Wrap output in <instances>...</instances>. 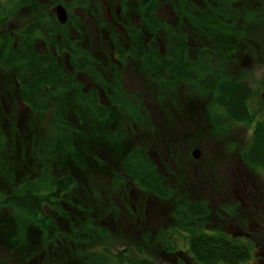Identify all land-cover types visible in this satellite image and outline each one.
<instances>
[{"label":"trees","instance_id":"1","mask_svg":"<svg viewBox=\"0 0 264 264\" xmlns=\"http://www.w3.org/2000/svg\"><path fill=\"white\" fill-rule=\"evenodd\" d=\"M13 1L15 7L21 4L19 0ZM168 1L173 4V0ZM136 2L135 14L141 16L143 20L141 25L146 26L147 29L149 39L147 46L158 47L157 36H161L159 35L161 23L158 22L156 15L159 6L166 0H136ZM172 6L180 16L192 18L189 24H193L194 30L198 33L200 31L201 35L194 38L193 43L189 45L188 39L185 38L187 32L183 29V22L163 23L166 33L162 41L165 48L193 46L192 48L196 47L195 53L192 54L194 56L192 59L187 60L186 52L169 51L165 53L168 58L159 60L155 59L158 54L156 51L149 52L146 58H140L139 51L132 52L143 61L142 65L147 69L150 78L166 69L164 78L171 79L173 74L172 79L177 77L184 81L191 80L194 84L204 74L210 72L213 65L210 61V53L216 50L223 59L227 58L226 63L249 39L245 32L241 34L243 29L252 24L254 18L244 19L246 24L240 26L241 30H237L240 27L235 26L234 21L225 22V16L220 19L227 7L224 0H211L204 8L184 6L181 3ZM192 9L195 12L191 11ZM1 14L6 16L10 12L2 11ZM126 31L139 32L140 27L130 22ZM0 37L5 35L0 32ZM141 38V35H132L134 42L128 47L133 48L134 51L135 48L145 47L141 46L140 42L138 46L135 45ZM200 39L204 41L201 42ZM1 42L0 63L15 67L16 73L21 72L19 84L23 90V99L20 95L22 100L14 101L12 104H10L12 100H6V103L0 100V264H47L50 259L57 260L54 257L62 258L61 251L65 249L64 246L74 243L75 240L76 243L84 245V253L94 254L93 250L100 244L104 256L107 257L106 261L109 260L113 264H166L158 258L152 259L142 254L139 250L136 255L131 254L129 249L126 250L127 248L117 251L116 255L111 254L106 244L113 246L122 235L119 234V230L117 233L111 231L109 224L104 222L107 214L112 213V208L106 205L102 186L92 181L94 173L85 170L90 166V159L94 157L99 163L98 169L100 168L101 174L105 171L108 173L106 161L94 154L97 151V141L101 140L109 144L115 156L123 153L124 147L120 144V137L130 135L126 131L128 126L139 130L144 117H147L143 101L108 100L106 105L102 106V101L88 99L95 95V90L84 91L83 82L74 81V77L71 78V71L65 73L50 51L42 54L30 53L35 55L32 56L26 51H15L8 45V41ZM197 48H201L202 52H197ZM68 49L69 56L73 58L71 68L74 72L77 70L87 74V71L94 72L90 62H77L79 54L73 46H68ZM31 50L34 51L32 48ZM188 61L192 69L186 71ZM217 82H219L216 85L217 100L209 105L213 113L210 117L224 119L227 125L218 123V126L213 125V128L224 130L233 122L253 123L250 141L242 149L240 157L248 169H260L264 172V122L258 120L249 107V100H252L253 96L249 81L246 78L235 79L223 76ZM161 83L164 85L167 81L160 80L159 84ZM70 92L73 93L72 100H69ZM64 100L75 102L79 110L78 114L69 113L73 115L71 122H65L66 112L62 113L66 111L64 107L69 105ZM17 102L31 113L39 114V118L29 115L22 120L14 116L5 124L7 128H2L1 121L5 120L7 114L2 106L6 108L10 104V107L17 105ZM215 103L221 105V111H218L219 107H217L215 110L217 112L214 113ZM50 111L53 112L52 117L44 119ZM11 112H14L12 107ZM17 120H20L25 127L21 128ZM48 122L52 123L49 127L53 125L56 127L52 132L43 130L42 125ZM101 122L105 128L100 125ZM133 149L134 151L128 152L122 159L124 174L113 175L112 190L126 195L129 181L127 178H130L136 181L141 189L164 198L167 193L165 189L159 188L158 174L152 160L147 158L142 150ZM84 180H89L88 187L84 191V196L92 204L88 208L79 204L78 188ZM189 204L179 210L178 218L183 221L181 223H184L185 219L186 223L191 221L186 226L189 227L188 252L192 260L190 259L191 263L182 260L178 263L264 264V230L254 231L249 239L233 237L219 228L204 232L202 230L206 223L204 215H207V212H204L205 204ZM129 208L128 205L127 211ZM223 209L228 215L226 220L228 222L232 215L239 220H244L248 215L244 208L240 209L234 203L223 205ZM197 218H201V221H197L194 225L193 221ZM119 226L121 227L120 224ZM172 234L174 237L177 231H173ZM26 237L32 247L23 254L25 248L30 246ZM147 243L152 245L150 241ZM175 245L177 244H173ZM175 250H177L176 246L171 252ZM70 254H72L71 250L66 256L73 257L77 264H81ZM87 261L88 264H95L91 260Z\"/></svg>","mask_w":264,"mask_h":264},{"label":"rangeland","instance_id":"2","mask_svg":"<svg viewBox=\"0 0 264 264\" xmlns=\"http://www.w3.org/2000/svg\"><path fill=\"white\" fill-rule=\"evenodd\" d=\"M210 1L211 0H203V2L197 6L204 8L207 6V2L209 4ZM73 8L74 9L71 12H75L76 16H84L90 19V14H100L102 17L106 18L113 17L116 22H118V17L121 15L118 10L121 9L123 15L125 13V4L122 2L119 3L116 0H82L78 7ZM95 8H98V12H95ZM70 9H72V7H70ZM21 14L23 16L26 15L23 10L21 11ZM234 15L235 14L226 7L225 13L221 17L228 16V18L233 19L235 21V26L240 27L246 24L241 20L236 22ZM9 19V22L7 23H0V30L8 28L12 32L15 28H20L23 24V18H21L19 14H16ZM117 27L118 28L115 29V32L117 34L123 33V25L122 28L120 26ZM196 28L201 30L198 26H196ZM75 29L79 32L82 30L76 26ZM237 30H241V27ZM244 32L248 35L249 39L246 40L245 45H240L241 49L239 52L231 56V58L228 59V62L225 63L227 58L223 59L220 54H217V51L214 50L213 53L209 54L210 61L213 64L211 65L212 68L210 72L204 74L194 84L190 81L183 82L177 80V77L172 79L173 74L171 75V79L164 78L165 73H167L165 72L167 71L166 69L159 71L155 74V77L152 76L150 78L147 69L145 68L146 73L142 68L143 61L140 60L137 55H132L134 64L132 62L130 66L137 70L136 74L138 78L136 82H138V86L136 87V90L133 88H127V91L119 92L115 90L113 93L116 94L114 97H118L116 100H125L124 95L131 96L127 100L138 101L141 99L143 101V106L146 109L147 117H144L139 130L136 128L134 129V127L131 129L129 126L126 128V131L130 135H125L124 138L120 137V144L124 147L122 150L123 153L120 155L116 154L115 156L112 148L109 144L107 145L106 142H101V140L97 141V151L94 152V154H97L99 158H103L106 161L109 168L108 173L105 171L101 174L100 168L98 169L99 163L94 157L90 159L89 167L92 169L89 167L85 169L86 171L89 170L90 173L91 171L94 173L92 181L100 187L102 186V194L106 201V205L112 208V213L107 214L104 218V222L109 224L111 231L117 233L119 230V234L122 235V237L119 236V240L114 243L113 246L106 244L112 255L119 250L127 248L126 250L129 249L131 254L136 255L139 250L142 254L150 256L152 259L158 258V260H161L166 264H173L174 262H176L174 264H180L177 263V261H174L171 257H169L171 258L170 260H167L165 256L167 253L171 252V249L175 246L178 250H185L188 252V238L190 234L188 231L189 227L186 225L191 223V221L186 223L187 220L185 219V222L181 223L183 221L178 218V212L181 208L190 205L189 203H199V205L205 204L206 210L204 212H207L205 219L207 223L206 228H219L226 232L228 229L233 233L237 229V223L234 220L233 215L231 219H228L229 222L221 221L222 218H220L219 214H217V217L210 215L212 213H220L222 208L218 207H222L224 203L222 202L220 206L215 204L219 202V198L218 196H215L216 192L214 191H217L220 194L225 191L229 192V190L232 189L231 185L235 181V176L238 175V173L244 178V182H246V176H252L256 179V182L264 185L263 171L260 169L250 170L247 166L240 164L241 151L245 148L248 141H250L254 127L253 123L233 122L229 123V126L224 130H216L215 127L213 128V125H216L217 127L218 123H223L224 125L227 124L224 122V119L220 120L218 117L212 119L210 117L213 113L210 110L209 105L214 100H217L215 97L217 94L216 85L219 83L217 81L221 80L223 76H229L230 78L235 79L246 78L249 81L250 87L253 91L252 100H249V107L251 111L256 114L257 119L264 122V102L262 100V92L264 89V8L259 9V12L254 16L252 24L243 29L241 35H243ZM58 33L65 32L58 31ZM73 35L77 34L73 33ZM146 35L147 34H141L142 38L138 39L135 45L138 46L140 42L141 46H145L143 44L144 41H147L148 44L149 39ZM161 36V38H157L159 41L157 43L159 44L158 47L163 48L164 42L162 41V38H165V35L161 34ZM121 38L122 39H117L116 37L114 40L115 45L118 47L123 48L125 46H130V44L134 42L133 39L129 40L126 36ZM200 40L201 42L204 41V39ZM112 42L113 40L111 39V46H113ZM82 46L84 53L78 52L79 58L77 59V62H90L91 67L105 75V73L99 69H105L106 71L107 69H110L105 63H102L105 62L103 60L105 55L103 56L102 52L107 54V48L110 46L106 42V38H97L90 45L85 44ZM3 48H5V46ZM195 48L196 47H194V49ZM196 51L202 52L201 48H197ZM62 58H67L68 67L73 64V58L70 57L69 54L65 56L63 55ZM87 72L88 74L81 73L83 76L87 75L81 78L83 80L84 91L93 89L92 87L97 84V79H95L94 73ZM15 76V67L5 66L0 63V95H3L1 96L3 103H6V100H12L10 102V104H12L14 101L16 102L18 99L20 100L22 98L23 90L17 80H15ZM154 78L156 80H154ZM106 79L111 82L110 78ZM160 80H166L167 83L164 85L163 83L159 84ZM202 83L207 84L204 85ZM140 92L142 93L141 96H139ZM72 94L73 93L70 92L68 96ZM20 95L21 98L19 97ZM66 101L67 100H64V102ZM99 101H102L101 104L103 106L106 105L108 100L102 99ZM67 102L69 105L64 107V110L66 111H63L62 113L66 112L64 114L65 122H71V116L73 117V115H70L69 113L73 112L78 114L79 110L77 109L75 102ZM9 105H7L6 108L2 106L5 113H7L5 115V120L1 121L2 128H7L5 124H7L8 120L12 119L14 116H17L22 120L29 115H33L36 119L39 118V114H34L33 112L32 114L29 109L20 105L19 102H17V105H12L10 107ZM220 106H218L217 103L213 105L214 113L217 112L215 111L217 107H219L218 111H221ZM11 107L14 112H11ZM52 113L53 112L51 111L48 112L44 119H50ZM17 121L21 128L25 127L20 120ZM49 124L52 123L48 122L46 125L43 124V130L52 132L56 127L54 125L53 127H49ZM100 125L104 126L102 122ZM178 135H181L180 139H183L184 143L191 144L192 142L200 141L202 144L196 173L200 180L199 183L203 184L204 182V185H206L207 195H204L196 185L191 184L193 182L189 178V175L192 176V172L185 175L186 183L182 182V180L180 181L181 184H178V182L173 183L167 179L164 184L159 186L160 189L166 190L167 195L164 197L166 199L160 198L161 195H156L141 189L137 186L136 181L127 177L126 178L129 179V181L126 188V195L115 193L112 190L111 180L113 175L124 174L122 159L128 152L134 151L133 148H138L137 150H142L147 158L155 161L158 147L163 145L164 152L166 153L168 151L166 146L171 147L177 144L176 139ZM43 136L47 135L43 134ZM163 164L167 171L166 163L164 162ZM154 166L156 167L158 165L155 163ZM177 168H179L178 164ZM88 181L89 180L82 181L78 188L80 196L79 204L84 208L92 206L84 196V191L88 187ZM239 195L241 196V199L245 201L244 196L241 194ZM231 200L232 198L229 197L225 205L230 203ZM128 205L130 206L129 211H127ZM146 205L150 206V209H148V219V216L145 215ZM236 205L238 206L239 204ZM152 215H154V218ZM242 216L244 217V213H242ZM210 217L211 219H209ZM232 223L234 225L229 229L228 225L230 226ZM154 225L157 230L155 229L156 231L148 232L149 228ZM173 227L177 228L176 237H180L176 242L173 239ZM181 235L183 236L181 237ZM26 238L27 243H30V246L25 248L23 254H26L29 248L32 247L30 240L28 237ZM148 241L152 244L151 246L147 243ZM173 244L177 245L173 246ZM64 247L65 249L61 251V256L63 257H54V259L57 260L50 259L47 264H55L56 262H59L60 264H77L73 257L66 256V254L69 253V250L72 252L70 255L76 257L81 264L84 262L88 264L87 260H91L95 264H113L109 260L106 261L105 258L107 257L104 256L103 248L100 244H98L97 248L93 250L94 254L84 253V245L76 243V240L74 243L65 245ZM96 252H98L97 255L95 254Z\"/></svg>","mask_w":264,"mask_h":264},{"label":"flooded vegetation","instance_id":"3","mask_svg":"<svg viewBox=\"0 0 264 264\" xmlns=\"http://www.w3.org/2000/svg\"><path fill=\"white\" fill-rule=\"evenodd\" d=\"M19 1L21 2V4H17V6L15 7L13 0H0V12H10V14L6 16L0 13V21L6 18L4 22L7 23L10 20L9 18L13 17L16 14H19V16L23 18V24L20 26L21 29L15 28L12 32L8 28H3L0 30V32L5 35V37H0V43H2L1 41H6V43L8 41V45L12 46L15 51H26V53L28 54H42L50 51L59 61L58 63L60 67L62 66L65 73L71 71V78L74 77V81L83 82L81 78L85 75H81L82 71L80 70L74 72L71 68L72 66L68 67L67 58H62L63 55L65 56L70 52L68 46H73L78 52L84 53L82 45H90L97 38H106V42L110 46L107 48V54L102 52V55H105V57H103V60L105 62L102 63H105V65L110 69H107V71L105 69H99L100 71L105 73V75L94 69L93 73L95 75V79H97V84H95V86H93L92 88L95 90V95L92 97H88V99L116 100V98L118 97H114V95H116L115 93H113L115 90L119 92L125 90L127 91V88H133L134 90H136V87L138 86V82H136L138 76L136 74V68L134 69L132 66H130L133 62L132 52L139 51L140 58H146L149 55V52L156 51L158 54L155 59L159 60L168 58L165 56V53L169 51H184L187 54V60H190L194 57L192 56V54L195 53V49L192 48L193 46L175 48H150L149 46H147V41H144L143 43L145 47L135 48V51L133 50V48L128 46H125L123 48L116 46L114 41L116 37L117 39H122L121 37L126 36L129 40H131L132 35L147 34L146 26L141 25V22H143L141 16L135 14V6L137 5L136 0H116L119 3L122 2L123 4H125L124 15L121 13V9L118 10L119 14H121L118 17V22L114 21L113 17L106 18L102 17V15L100 14H90V19L84 16H76L75 12L71 11L74 9L73 7H78L79 3L82 2V0ZM202 2L203 0H173L172 5H178L181 3L184 6H197ZM224 4L227 5V8H231V12L235 14L234 19L236 20V22H239V20L244 22V19H247L248 17L254 18L256 13L259 12V9L264 8V0H224ZM172 5L168 0H166L165 3L159 6L158 13L156 15L158 22L161 23L159 35H165L166 33L163 23L183 22V29L187 32L185 38L188 39V44L191 45L194 41V38L200 37L201 33L200 31L198 33L194 30L192 26L193 24H189V21H191L192 18L180 16L174 11ZM70 7H72V9H70ZM60 8H62V10H59ZM22 10L26 13L25 16L21 14ZM58 10L65 13L64 22L60 21V14ZM191 11L195 12V10L193 9ZM95 12H98V8H95ZM220 18L223 19V17ZM224 18L226 19L225 22L234 21L233 19L228 18V16H225ZM130 22H133L134 25L139 26L140 31L135 33L126 31V28L130 26ZM122 25L124 27L123 33L117 34L115 32V29L118 28L117 26H120L122 28ZM75 26L81 28V32L77 31L75 29ZM58 31H63L65 33H58ZM73 33L77 35H73ZM159 37L161 38L162 36H157V38ZM111 39L113 40V46H111ZM58 44L60 46H58ZM31 48L34 51H32ZM33 54L30 55L35 56ZM189 63L190 62L188 61L186 71L192 69ZM142 68L146 72V69L143 66ZM20 75L21 72L19 71L15 76V80H17L18 83L20 82ZM106 78H110L111 82ZM177 80H181L183 82L188 81H184L182 80V78H178ZM189 81L192 82L191 80ZM141 95L142 93L140 92L139 96ZM124 96L125 100L131 97L126 95ZM72 98L74 97L70 95L69 100H72ZM180 136L181 135H178L176 139V145H173L171 147L166 146L168 150L166 153L164 152L163 145L161 147H158V150L156 151V160L152 162L158 165L155 167L156 173L158 174V184L159 186L164 184L167 179L173 183L178 182V184H181V180L182 182L186 183L185 175L192 172L193 175H189V178L193 182L191 184L196 185L204 195H207L206 185H204V182L203 184L199 183L200 180L198 179V175L196 173L199 158H197L198 160H196V158L193 156V153L196 150H198V153L200 154L202 144L200 141L192 142L191 144L184 143V140L180 139ZM164 162L167 165V171L163 164ZM177 164L179 168H177ZM240 164L245 166L241 160ZM231 188L232 189L229 190L230 193L225 191L221 192L220 194L217 191H214L216 192L215 196H218L219 198V202L215 204H217V206H220L221 203L224 202L223 205H225L228 198L230 197L232 198L230 203H239L238 208H246L248 215L244 220H239L234 217V220L237 223V229L233 233H231L228 229L227 232L223 231L222 229L221 230L224 233H230L233 237L249 239L254 231L264 230V185L256 182V179L252 176H246V182H244V178L240 176V173H238V175L235 176V181L232 183ZM239 194L244 196L245 201L241 199V196ZM146 206L147 207L145 215L148 216V209H150V206ZM220 208H222V210H220V213H212L210 215L217 217V214H219L220 218H222L221 221L227 222V213L223 209V206ZM152 217L154 218V215H152ZM204 217L206 219V215H204ZM148 218L149 216L147 217V219ZM209 219H211V217ZM197 221L200 222L201 218H197L196 220H194L193 224L196 225ZM206 225L207 223H204V228L202 227V230H204V232L209 231L208 228H206ZM233 225V223L230 224V226L228 225L229 229H231ZM155 227V225L150 227L149 231H156L157 229ZM197 227L200 226L197 225ZM172 229L174 232L177 231V228L175 227H173ZM182 236L183 235H181V237ZM173 239L176 242V240L178 241L180 237H176L175 235ZM169 257L173 258L174 261H177V263L180 262V260L185 261V263H191L190 259L192 260L189 252H186L185 250H178V248L175 251L167 253L165 258L167 260H170L171 258Z\"/></svg>","mask_w":264,"mask_h":264},{"label":"water","instance_id":"4","mask_svg":"<svg viewBox=\"0 0 264 264\" xmlns=\"http://www.w3.org/2000/svg\"><path fill=\"white\" fill-rule=\"evenodd\" d=\"M59 10H62V8H60ZM58 10V11H59ZM59 14H60V21L63 22L64 19H65V13L63 11H59ZM262 100L264 102V89H263V92H262ZM193 156L197 159L199 157V153H198V150H196L194 153H193Z\"/></svg>","mask_w":264,"mask_h":264},{"label":"bare ground","instance_id":"5","mask_svg":"<svg viewBox=\"0 0 264 264\" xmlns=\"http://www.w3.org/2000/svg\"><path fill=\"white\" fill-rule=\"evenodd\" d=\"M203 80H205V79H203ZM202 84H204V83H202ZM207 83H205L204 85H206ZM1 96H3L2 94L0 95V100H1ZM19 100V99H18Z\"/></svg>","mask_w":264,"mask_h":264}]
</instances>
